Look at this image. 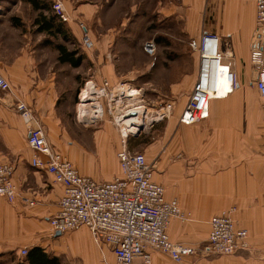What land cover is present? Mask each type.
I'll list each match as a JSON object with an SVG mask.
<instances>
[{"label": "crops", "instance_id": "crops-1", "mask_svg": "<svg viewBox=\"0 0 264 264\" xmlns=\"http://www.w3.org/2000/svg\"><path fill=\"white\" fill-rule=\"evenodd\" d=\"M63 2L72 18L66 26L79 40L81 31L75 19L86 21L88 28L97 12L95 5L78 3L70 10L66 0ZM182 3L190 37L198 38L203 31L219 37L223 62L236 75L237 86L226 96L210 100L204 120L182 125L177 121L181 111H176L163 123V130H157L160 135L152 138L151 160H156L153 180L163 186L165 199L176 198L191 220L182 226L172 219L166 232L174 242L201 244L207 238L209 219L229 213L238 227L247 230L248 249L226 257L187 258L180 263L151 252L150 264H264V105L249 83L254 1ZM10 17L0 19V76L10 86L9 92L0 91V164L13 167L17 199L9 202L0 196V264H26V254L20 252L25 249L27 253L35 246L57 257L61 264L66 260L79 264L76 258L69 259V251L72 255H87V264H115L109 245L102 238L95 240L87 228L58 235L51 229L48 220L59 209L62 186L44 170L30 166L32 151L26 141L27 128L12 103L19 99L30 106L44 125L51 147L79 173L95 180L98 179L89 171L96 165L113 166L107 180L121 174L111 140L114 135L107 124H79L74 110L75 126L67 131L58 111L66 64H60L57 52L44 44V35L32 40L29 33H24L23 24L13 25ZM194 27L198 30H192ZM94 73L98 81L105 78L111 83L99 69ZM222 88L226 90V86ZM102 127L111 135L107 142L99 138ZM196 225L203 228L197 234ZM134 264H142L141 258L137 257Z\"/></svg>", "mask_w": 264, "mask_h": 264}, {"label": "built area", "instance_id": "built-area-1", "mask_svg": "<svg viewBox=\"0 0 264 264\" xmlns=\"http://www.w3.org/2000/svg\"><path fill=\"white\" fill-rule=\"evenodd\" d=\"M254 24L251 36L250 85L254 86L264 105V0H253ZM51 9L63 23L72 21L62 0H52ZM1 11V9H0ZM79 44L83 51L93 49V40L82 21ZM189 48L197 56L194 81L187 101L178 116V123L192 125L208 116L209 102L226 96L237 86L236 75L223 62L219 37L203 31L190 38ZM143 51L152 55L155 43L143 44ZM95 70L85 78L76 93L74 118L84 126L100 123L108 116L120 137L116 152L120 176L98 181L78 172L75 166L50 145L44 125L30 106L16 99L12 104L26 125V141L32 151L30 166L50 174L62 186L58 211L48 223L54 232H72L80 227L91 236L109 245L115 264H150V253L158 251L174 262L187 258L231 255L248 249V233L238 227L229 213L213 215L208 222L207 238L201 244L186 245L172 241L166 228L172 219L186 221L188 212L181 209L176 198L165 199L164 188L153 180L156 160L148 161L142 152L128 146L129 137L140 135L154 124L170 117L175 104L166 100L161 105H149L141 87L126 83H110L95 79ZM231 85L230 92L216 96L219 79ZM0 91H10L8 82L0 76ZM130 131L129 127H134ZM11 164H0V196L9 202L17 199ZM25 200V199H24ZM22 255L26 250L22 249Z\"/></svg>", "mask_w": 264, "mask_h": 264}, {"label": "rangeland", "instance_id": "rangeland-1", "mask_svg": "<svg viewBox=\"0 0 264 264\" xmlns=\"http://www.w3.org/2000/svg\"><path fill=\"white\" fill-rule=\"evenodd\" d=\"M66 2L70 10L78 3L95 5L97 10L95 17L88 22V28L86 27L94 36V39L92 38L93 49L86 51L88 52L85 53L86 59L80 67L72 68L64 65L61 77L64 91L58 97V111L61 113L62 123L68 132L75 126L73 121L75 93L83 80L97 69L103 72V75L108 77L113 84L119 82L141 87L145 101L149 105L158 106L168 99L173 100L175 109L168 119L176 111H181L191 90L197 63L195 52L188 46L191 33L185 25L183 14L185 9L182 0H66ZM0 9V19H7L10 16L20 18L24 33H29L32 40L34 37L43 36L35 32V27L32 25L35 12L25 3L20 0H0ZM79 20L75 19V22ZM82 22L86 26V21ZM192 30H198V28L194 27ZM149 40L155 43V51L152 55L143 51V44ZM71 42L67 44L69 49L81 50L79 40L75 43ZM38 49L44 50L42 47ZM168 119L154 124L152 128L146 129L138 136L129 137L130 149L146 153V159L151 161L153 157L150 151L152 138L156 139L157 130L162 131L163 123ZM110 120L108 116H105L102 122L95 125L110 126L111 133L114 135L111 140L117 151L120 137ZM100 131L101 140L104 142L110 140L111 135L105 127H102ZM145 149H147L146 152ZM113 171L114 168L110 164L106 167L96 165L90 169L89 173L99 181H106ZM190 221L189 219L179 222L182 226H187ZM202 229L196 225V234ZM152 252L167 258L158 251ZM67 255L69 259L76 258L79 264H87L86 262L90 259L80 252L72 255L69 251ZM226 256L228 255L192 259ZM74 263L77 264L75 260H66L63 264Z\"/></svg>", "mask_w": 264, "mask_h": 264}, {"label": "trees", "instance_id": "trees-1", "mask_svg": "<svg viewBox=\"0 0 264 264\" xmlns=\"http://www.w3.org/2000/svg\"><path fill=\"white\" fill-rule=\"evenodd\" d=\"M20 1L28 4L30 9L35 12V16L32 19V25L35 27V32L43 34L44 44L49 45L51 49L57 52V61L60 64H66L72 68L80 67L82 62L86 59V54L81 48L82 51L69 49L67 47L68 42L72 41L71 43H75L77 40L70 28L66 26V23L61 22L52 11V0ZM10 20L13 25H22V23L18 22V18L16 17H11ZM76 93L74 103L76 100ZM24 262L26 264H61L57 257L50 256L36 246L27 251Z\"/></svg>", "mask_w": 264, "mask_h": 264}, {"label": "bare ground", "instance_id": "bare-ground-1", "mask_svg": "<svg viewBox=\"0 0 264 264\" xmlns=\"http://www.w3.org/2000/svg\"><path fill=\"white\" fill-rule=\"evenodd\" d=\"M219 85H220V87H219V89L217 90V92H216V96H219V97H222V96H224L225 95V93H227V92H230V87H231V85H230V83L228 82V81H226L223 77H221L220 79H219ZM222 86H226V90H224L223 88H222ZM130 131H135V126L134 127H129L128 128Z\"/></svg>", "mask_w": 264, "mask_h": 264}, {"label": "water", "instance_id": "water-1", "mask_svg": "<svg viewBox=\"0 0 264 264\" xmlns=\"http://www.w3.org/2000/svg\"><path fill=\"white\" fill-rule=\"evenodd\" d=\"M59 234V232H56V235H58Z\"/></svg>", "mask_w": 264, "mask_h": 264}]
</instances>
